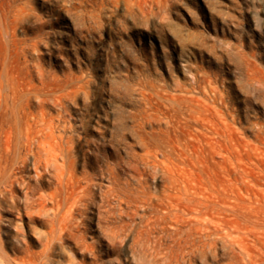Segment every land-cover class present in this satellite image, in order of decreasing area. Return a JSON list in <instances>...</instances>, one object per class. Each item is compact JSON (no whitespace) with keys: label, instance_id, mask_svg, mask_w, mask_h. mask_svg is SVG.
<instances>
[{"label":"rangeland","instance_id":"374dc122","mask_svg":"<svg viewBox=\"0 0 264 264\" xmlns=\"http://www.w3.org/2000/svg\"><path fill=\"white\" fill-rule=\"evenodd\" d=\"M1 1L8 16L22 12L26 26L14 34L30 49L6 64L13 79L22 74L6 82L9 112L0 114V138L12 127L13 146L23 142L22 103L29 97L36 113L42 102L62 137L58 162L86 181L90 194L75 214L78 229L53 241L51 203L50 215L33 210L36 217L25 214L21 200V182L36 186L38 179L32 157L24 170L23 144L10 151L0 140V173L21 171L7 169L20 181L13 193L5 192L8 173L0 175L2 264H234L239 247L222 226L210 237L195 227L193 212L169 208L168 201L193 193L214 197L216 220H230L264 261V0ZM12 84L23 89L15 103ZM41 180L37 192L50 196L56 185L47 173ZM49 240L52 249L45 250Z\"/></svg>","mask_w":264,"mask_h":264},{"label":"bare ground","instance_id":"6f19581e","mask_svg":"<svg viewBox=\"0 0 264 264\" xmlns=\"http://www.w3.org/2000/svg\"><path fill=\"white\" fill-rule=\"evenodd\" d=\"M4 1V0H3ZM3 1H1V2H3ZM10 1V0H9ZM9 1H8V3H9ZM14 1V0H13ZM4 3V2H3ZM2 3V4H3ZM7 3V2H6ZM7 3V4H8ZM5 4V3H4ZM12 4V3H11ZM8 6V5H7ZM6 6V7H7ZM9 7H11V6H9ZM14 7V6H13ZM15 9H16V7H14ZM10 9H12V7L10 8ZM14 10V9H13ZM7 11V9L5 10L4 9V5L2 6V5H0V22L2 23V20H3V25L0 23V25H2L3 27H0V43L2 44V45H6V53H3V57H1V60H0V114L2 113V111H4V110H6V111H8V104H7V95H6V93H5V88H6V82H14L15 81V79L17 78V76L21 73V70L20 71H18V72H20L19 74H17V76H14V77H16L15 79H13V76H11L12 75V73L10 74V69H11V67H10V69H8L7 67V63H10L11 62V60L13 61V56H15V55H17L16 53L17 52H20V54H22L23 52H25V49H26V47L29 45H25V49H24V47H23V43H22V41L20 40V39H18V40H20V41H18V40H16V36H15V34L17 33H15L14 34V32L18 29L17 27H19V25L21 26V23L23 22V21H25L22 17V12L21 11H17L16 13H14V11H12V10H9V11H11V12H13L12 14V16L11 15H9L8 16V13L6 12ZM16 11V10H15ZM9 14H10V12H9ZM11 16V17H10ZM10 18V19H9ZM23 24V23H22ZM24 24L25 25H22L21 27L23 28H25V26H26V23L24 22ZM2 28V29H1ZM21 28V30H23ZM27 29V28H26ZM24 31V30H23ZM26 31V30H25ZM18 38V37H17ZM25 42V41H24ZM27 43V42H26ZM25 43V44H26ZM37 43V42H36ZM35 43V44H36ZM39 43V42H38ZM0 44V45H1ZM34 43H33V46H36V47H34V48H37V44L35 45ZM1 45V46H2ZM32 45V44H31ZM28 47H30V46H28ZM27 47V48H28ZM32 47V46H31ZM1 49H2V47H1ZM1 49H0V51H1ZM29 49L30 48H28V51H29ZM32 49V48H31ZM34 50V49H33ZM27 50H26V52H28ZM3 52V51H2ZM2 52H1V54H2ZM26 52H25V56H27L26 55ZM0 56H2V55H0ZM19 53H18V56H16L17 58H19ZM22 56V55H21ZM16 58V59H17ZM25 58V57H24ZM27 59V58H26ZM23 60V59H22ZM19 61V60H18ZM25 61V60H24ZM24 61H22V63L24 62ZM20 62V61H19ZM21 63V62H20ZM10 64H12V63H10ZM9 64V65H10ZM16 64V63H15ZM18 64V63H17ZM14 65V64H13ZM14 66H16V65H14ZM22 66V65H21ZM7 68V69H6ZM25 68H27V67H25ZM30 68V67H29ZM14 69V68H13ZM17 69V68H16ZM31 70V69H30ZM14 71V70H13ZM12 71V72H13ZM16 71V72H17ZM33 71V70H32ZM15 72V73H16ZM30 72V71H29ZM28 72V73H29ZM39 72V74L38 75H41V73H40V71H38ZM37 72V73H38ZM25 73V72H24ZM27 73V74H28ZM32 73V72H31ZM34 73V72H33ZM36 73V72H35ZM22 74V73H21ZM26 74V75H27ZM13 75H15V74H13ZM25 75V76H26ZM25 76H23V77H25ZM36 76H37V74H36ZM29 77H31L30 75H29ZM37 77H39V76H37ZM21 78V77H20ZM19 78V79H20ZM23 79H25V78H23ZM37 79H41V76L39 77V78H37ZM30 80V79H29ZM31 80H32V77H31ZM17 81V83L19 82L18 81V79L16 80ZM20 81H22V80H20ZM34 82V81H33ZM43 82V81H42ZM15 83V82H14ZM9 84V83H8ZM30 84V83H29ZM32 84V83H31ZM38 84V83H37ZM19 85L20 84H18V87H19ZM40 85H41V83H40ZM12 87H13V90H12V93L14 94V96L12 97V100L14 101V103H15V99L17 98V96L21 93V90H23V89H20V88H17L14 84H12L11 85ZM20 86H23L22 84L20 85ZM38 86H39V84H38ZM10 87V86H9ZM24 87H26V84H25V86ZM29 87V86H28ZM33 86H31V88H32ZM22 88V87H21ZM30 88V87H29ZM26 89H27V87H26ZM31 90V89H30ZM33 90H37V88L36 89H32L31 90V92L33 91ZM41 90V89H40ZM25 92V91H24ZM33 92H35V91H33ZM40 92H43V91H40ZM40 92L39 93H36V94H40ZM23 93V92H22ZM27 93V92H26ZM12 94V95H13ZM28 94V93H27ZM35 94V95H36ZM9 95V94H8ZM41 95V94H40ZM44 96V95H43ZM42 96V97H43ZM27 97V96H26ZM35 97V96H34ZM39 97L40 96H38L36 99L37 100H39ZM9 99H10V97H9ZM34 100H36L35 98H33ZM44 99H45V97H44ZM44 99H42V100H44ZM36 100V101H37ZM20 101V100H19ZM45 101V100H44ZM30 102H31V99L29 98V97H27L26 99H25V103L23 102L22 104H23V106L26 108V110H28V111H26L25 109H23L22 111L24 112L23 113V115H24V120H23V122H24V133H22V137H19L17 134L18 133H15L19 138H22V141L23 142H18V143H21V144H23V146H22V148L24 147L25 148V150H26V155H20L22 158H21V163H19V164H22V167L24 168V170H25V167L27 166H25V164L27 163L26 161H28V163H30V159L29 160H26V158H27V156L29 155V156H31L32 157V169L34 170V173H35V176L38 178L37 179V181H36V186H32V184H30L28 181L27 182H25V181H23V182H21L22 184L20 185L21 186V188L23 187L24 188V199H21V200H23L24 201V208H25V210L27 211V212H25V214L26 213H28V211H33V210H36L38 213H37V215L38 214H40L39 212H41L42 210H46V211H48L47 213L49 214V212L51 211L50 210V208H52V210H53V215H51V219H48L49 221H50V224H51V229H49L50 230V232H49V235H50V238L53 240V239H55V237H56V235L59 237V239L61 240V238H64L63 236L65 235V237H66V232L68 233V231H70L71 233L74 231V229H78V226H77V224L75 223V220H76V216H75V214L77 213V210H78V207L80 206V205H83V206H85L86 204H85V199H86V197H90L89 195L90 194H88L89 192H88V190H89V187L87 186V185H85V186H83L82 184L83 183H85V182H83L82 184H81V182L79 181V179H76V178H73L72 177V175H68L67 173H66V171H65V168H64V166L62 165V164H64V163H59L58 161H59V157L61 156V154L63 153V150H65V149H63V143H62V137L58 134V135H55L54 134V132H56V130L53 132L52 131V126L50 125V124H48V121H47V119H46V116H45V113L43 112V109H41V106H42V102H40V104H38L39 105V110L36 112V113H32L31 112V109H30V106H29V104H30ZM33 102V101H32ZM35 103H37V102H35ZM46 103V102H45ZM33 105H34V103H33ZM36 105V104H35ZM17 105H14V107H16ZM22 106V105H21ZM44 106V105H43ZM32 107V106H31ZM36 107H37V105H36ZM23 108V107H22ZM16 109V108H15ZM14 109V110H15ZM9 112V111H8ZM14 112V111H13ZM12 112V113H13ZM34 112V111H33ZM4 113V112H3ZM20 113V112H19ZM18 113V115H21V114H19ZM22 113V112H21ZM5 114H6V112H5ZM7 115V114H6ZM10 115V114H9ZM47 115V114H46ZM12 116V115H11ZM10 116V117H11ZM22 116V115H21ZM4 117V116H3ZM8 117V116H7ZM23 117V116H22ZM48 117V116H47ZM16 119H17V117H15ZM49 118V117H48ZM9 119V118H8ZM7 119V120H8ZM52 119V118H51ZM50 119V120H51ZM52 121H54L53 119H52ZM49 122H51V121H49ZM6 123H7V121H6ZM20 123V122H19ZM1 125V124H0ZM19 124H17V129H19V126H18ZM20 125H21V123H20ZM5 126H7V124H5ZM11 126V125H10ZM8 128V127H7ZM6 128V129H7ZM11 128L12 127H9L8 128V131H6L5 133L7 134L6 135V138H5V140L4 141H2L1 140V138H0V140L3 142L2 143V146H4V147H2L3 149L5 148V150H10L11 149V147L13 146V142H16V139L15 138H17V136L14 138L15 140L13 141V139L11 140V137H10V135H11ZM23 128V127H22ZM22 128H20L19 130H21ZM1 131V130H0ZM14 131V130H13ZM17 131V130H16ZM15 131V132H16ZM22 132V131H21ZM4 134V133H3ZM14 134V135H15ZM20 134V133H19ZM3 136V135H2ZM14 137V136H13ZM4 139V138H3ZM67 139V138H66ZM18 140V139H17ZM0 141V142H1ZM13 141V142H12ZM71 141V140H70ZM65 142V141H64ZM18 143H14V150H17V148L15 147V144H17V146H18V149H19V144ZM1 146V145H0ZM72 146V145H71ZM64 147H65V145H64ZM67 147V146H66ZM1 148V147H0ZM2 148H1V150H2ZM21 148V147H20ZM23 148V149H24ZM68 148V147H67ZM22 149V150H23ZM71 149V148H70ZM4 150V151H5ZM68 151H69V148L67 149ZM10 151H13V148H12V150H10ZM24 151V150H23ZM9 152V151H8ZM14 152H16V151H14ZM13 152V153H14ZM67 152V151H66ZM2 152H0V154H1ZM12 153V152H11ZM20 153H23V152H20ZM4 154V153H3ZM2 154V156H6V152H5V155H3ZM10 154V152L7 154V159H8V157L9 156H11V155H9ZM13 155V154H12ZM63 155V154H62ZM14 157V156H13ZM6 158H4V159H6ZM12 158V156L9 158V159H11ZM65 158V157H64ZM7 159H6V161H7ZM62 159H63V157H62ZM67 159V158H66ZM71 159V158H70ZM3 159L1 158V160L0 161H2ZM64 160V159H63ZM69 160V159H68ZM4 161V160H3ZM9 161H11V160H9ZM18 161H19V159H18ZM17 161V162H18ZM5 162V161H4ZM8 162V161H7ZM164 162V161H163ZM2 163L3 162H1V165H2ZM6 164V163H5ZM8 164V163H7ZM11 164V163H10ZM66 164H68V163H66ZM9 165V164H8ZM7 165V166H8ZM15 165V164H14ZM18 165V164H17ZM28 165H30V164H28ZM6 166V167H7ZM10 166V165H9ZM21 166V165H20ZM67 166H69V165H67ZM3 167V166H2ZM5 167V168H6ZM0 168H1V166H0ZM4 168V169H5ZM30 168V167H29ZM7 169H10V170H13V169H15V168H11V166H10V168H7ZM7 169H5L6 171H5V173L3 172V175H7L6 173H8V176H6V186H4V187H6V193L7 192H9V193H13L14 192V190H15V182L17 183H19L20 181H18L19 179H17L16 178V175H14V173H13V171H12V175H14L15 177L14 178H12L10 175H9V172H10V174H11V171H7ZM16 169H17V171L19 170L17 167H16ZM15 169V170H16ZM69 169H71V168H69ZM1 170V169H0ZM21 170V169H20ZM4 171V170H3ZM16 171V172H17ZM31 171V170H30ZM1 172H2V170H1ZM18 172H20L21 173V171H18ZM27 172V171H26ZM70 172V171H69ZM73 172V171H72ZM71 172V173H72ZM25 173V172H24ZM45 173H47V174H49L50 175V179L52 180V182H54V184L56 185L55 186V190H54V192L52 193V194H50V196H43L42 195V193H41V191L39 190V192L41 193V194H39L38 192H37V188H38V186H40V185H42V181L43 180H41V178H42V176L45 174ZM74 173V172H73ZM72 173V174H73ZM19 174V173H18ZM0 175L2 176V178L1 179H4L3 178V175L0 173ZM22 176H23V174H21ZM20 175V176H21ZM29 175V174H28ZM27 175V176H28ZM34 175V174H33ZM66 175H68V177L66 176ZM19 176V175H18ZM25 176H26V173H25ZM26 176V177H27ZM47 176V175H46ZM30 178L32 177V175L31 176H29ZM67 177V178H66ZM18 178H21V177H18ZM33 178V177H32ZM23 179H25L24 177H23ZM43 179H44V177H43ZM82 179V178H81ZM29 180V179H28ZM31 180V179H30ZM33 180V179H32ZM49 180V179H48ZM83 180V179H82ZM176 180V179H175ZM3 180H1L0 182H2ZM21 181H22V179H21ZM34 181H35V179H34ZM50 181V180H49ZM48 181V182H49ZM46 182V181H45ZM173 182V181H172ZM4 183V182H3ZM3 183H0V184H3ZM87 183V182H86ZM89 183V182H88ZM184 183V182H183ZM49 184V183H48ZM51 184V183H50ZM49 184V185H50ZM90 184V183H89ZM175 184H177V182L175 183ZM195 184V183H194ZM5 185V184H4ZM43 186V185H42ZM171 186V185H170ZM177 186V185H176ZM190 186H192V184L190 185ZM195 186H196V184H195ZM203 186V185H202ZM4 187H2L3 189H4ZM91 187V186H90ZM180 189L184 192V195H187V189H188V185H185V184H181L180 186ZM199 187H200V185H199ZM1 188V187H0ZM20 188V187H19ZM39 188H41V187H39ZM192 188V187H191ZM195 188V187H194ZM198 188V187H197ZM113 189H115V188H111L110 190L112 191V193H114L113 192ZM91 190V189H90ZM116 190V189H115ZM196 190V189H195ZM4 191V190H3ZM111 191H108V192H110L109 193V195L110 194H112L111 193ZM205 191H206V189H205ZM106 192V191H105ZM209 191H207L206 193H208ZM92 193V192H91ZM206 193H205V196H206ZM210 193V192H209ZM194 195H190V196H187V197H183L184 198V200L183 201H173V202H171V201H168L169 202V208L170 209H173V210H179V211H181V212H185L186 211V213H188L187 212V210H190L191 212H193V216H194V218L193 219H195V221H196V223H197V226L195 225V227L197 228V229H199V231L200 230H203V231H205V232H208L209 234H210V237L211 236H214V235H216V231H217V228H216V226H218V227H220V226H222L223 228H224V230L227 232V233H225L226 234V236L225 237H227V239L229 238V241L230 240H232V242L234 243V244H236V246L237 247H239V255H240V260H238V261H236L235 260V262H234V264H264V261H262L263 259H260L261 257L260 256H262L261 254L258 256L257 254L258 253H260V251H262V250H260V248L258 249V253H256L257 252V250L254 252V250H252V248H250V246H249V244H246V240L249 238V237H247L246 236V234H245V238L247 237V239H243L242 238V236H241V234L239 235V234H237V233H234L233 232V226L234 225H231V223H229V222H231L230 220H229V222H220V221H217L216 220V217L215 216H219L220 215V209H219V207H218V204H217V202H216V200H215V198L214 197H210L209 195H208V197H205V198H203V200H201L200 198H197V196L199 197V195H195V193H193ZM203 194V193H202ZM103 195H104V193H103ZM108 195V196H109ZM116 195V194H115ZM213 195V194H212ZM92 197H93V195H91ZM111 196H114V195H111ZM215 196V195H214ZM103 197V196H102ZM115 197V196H114ZM217 197V196H216ZM22 198V197H21ZM217 199V198H216ZM182 200V199H181ZM218 200V199H217ZM46 201H49V203H51V205H52V207H50L48 210H47V208L45 209V203H46ZM89 203H90V200H89ZM88 203V204H89ZM164 205H166V204H164ZM166 207V206H165ZM168 207V206H167ZM23 209V208H22ZM160 209V208H159ZM168 209V208H167ZM24 210V211H25ZM30 211V212H31ZM79 211V210H78ZM82 211V210H81ZM164 211V210H163ZM29 212V213H30ZM34 213H30V214H36V212L35 211H33ZM45 212V211H44ZM44 212H41V213H43L44 214ZM85 212V211H84ZM165 212V211H164ZM51 213H52V211H51ZM50 213V214H51ZM165 213H167V214H169V211L167 210ZM23 214H24V212H23ZM42 214V215H43ZM49 214V215H50ZM185 214V213H184ZM27 215V214H26ZM32 215H30L29 217L31 218V217H33ZM37 215H35L36 217H37ZM264 216V215H263ZM49 217V216H48ZM244 217V216H243ZM259 217V216H258ZM257 217V218H258ZM261 217V216H260ZM42 218V217H41ZM245 218V217H244ZM256 218V217H255ZM255 218H253V219H255ZM256 218V219H257ZM32 219V218H31ZM35 219V218H34ZM220 219V218H219ZM247 219V218H246ZM252 219V218H251ZM259 219V218H258ZM258 219H257V221H258ZM262 219H263V217H262ZM42 220V219H41ZM46 220V219H45ZM233 220V219H232ZM243 220V219H242ZM245 220V219H244ZM260 220V219H259ZM225 221H226V219H225ZM234 221V220H233ZM247 221H249V220H247ZM263 221H264V219H263ZM234 222H236V220L234 221ZM234 222H232V223H234ZM239 222V221H238ZM238 222H236V223H238ZM260 222H261V220H260ZM49 223V222H48ZM48 223H46V226H48V225H50V224H48ZM85 223V222H84ZM262 223V225H264V223L263 222H261ZM242 224V223H241ZM255 224V223H254ZM86 225V224H85ZM240 225V224H239ZM253 225V224H252ZM260 225V224H259ZM81 226V225H80ZM236 226V225H235ZM82 227V226H81ZM240 227V226H239ZM242 227V226H241ZM87 228V227H86ZM236 228H238V227H236ZM243 228V227H242ZM245 228H246V225H245ZM89 229V228H88ZM220 229H221V227H220ZM248 229H250V228H248ZM234 230H236V229H234ZM238 230V229H237ZM87 231V230H86ZM225 231H223V232H225ZM239 231V230H238ZM262 231H264V230H262ZM85 232V231H84ZM201 233H202V231H200ZM237 232V231H236ZM243 232V231H242ZM245 232H247V231H245ZM244 232V233H245ZM253 232V231H252ZM204 233V232H203ZM249 233V232H248ZM251 233V232H250ZM47 234V233H46ZM219 234V233H218ZM217 234V235H218ZM68 235V234H67ZM244 235V234H243ZM220 236V235H219ZM218 237V236H217ZM251 237H253L254 238V240L255 241H257V243H258V241H260L259 240V238L256 236V235H252ZM261 237V236H260ZM44 237H42L41 239H42V242H44L43 240L45 239H43ZM50 238H48V239H50ZM57 238V237H56ZM81 241H83V239H84V236H83V234H81L80 235V237H78ZM46 239H47V237H46ZM67 239V238H66ZM69 239V238H68ZM59 240V241H60ZM45 241H47V240H45ZM54 241V240H53ZM57 241V240H56ZM248 241V240H247ZM263 241V245H264V240H262ZM41 242V241H40ZM52 242V241H51ZM50 242V240L46 243H43V244H45L44 245V248H45V250H49L52 246L51 245H53V243L52 244H50L51 243ZM252 242V241H251ZM211 243V242H210ZM210 243H209V245H210ZM251 244H253V243H251ZM254 245H255V243H254ZM208 247V246H207ZM211 247H212V245H211ZM210 247V248H211ZM252 247V246H251ZM256 247V246H255ZM255 247H253L254 249H255ZM263 247V246H262ZM86 248H88L87 246H86ZM256 248H258V247H256ZM52 249V248H51ZM12 250V249H11ZM14 250V249H13ZM18 251V250H17ZM20 252V251H19ZM49 252H51V251H46V253H49ZM42 253V252H41ZM46 253H44V254H46ZM262 254H263V252H261ZM2 255V254H1ZM43 255V254H42ZM42 255L40 254V256L42 257ZM47 255V254H46ZM46 255H45V259H46ZM30 257V256H29ZM44 257V256H43ZM43 257H42V259L41 260H43ZM260 257V258H259ZM238 258V257H237ZM264 258V257H263ZM38 259V258H37ZM36 259V260H37ZM40 260V259H39ZM5 261V260H4ZM4 261H3V259L0 257V264H2V263H4ZM29 261V260H28ZM33 261H34V259H33ZM32 262V261H31ZM48 262V261H47ZM18 263V262H17ZM30 263V262H29ZM33 263V262H32ZM28 264V263H27ZM38 264V263H37Z\"/></svg>","mask_w":264,"mask_h":264}]
</instances>
